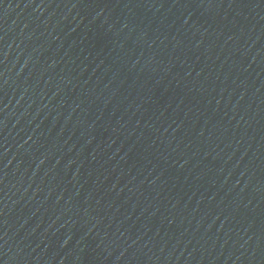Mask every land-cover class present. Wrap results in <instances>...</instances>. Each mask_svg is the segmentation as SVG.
Returning a JSON list of instances; mask_svg holds the SVG:
<instances>
[{
	"label": "water",
	"instance_id": "water-1",
	"mask_svg": "<svg viewBox=\"0 0 264 264\" xmlns=\"http://www.w3.org/2000/svg\"><path fill=\"white\" fill-rule=\"evenodd\" d=\"M0 264H264V0H0Z\"/></svg>",
	"mask_w": 264,
	"mask_h": 264
}]
</instances>
